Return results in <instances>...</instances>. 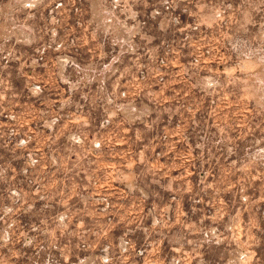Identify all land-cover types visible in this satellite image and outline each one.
Wrapping results in <instances>:
<instances>
[{
	"label": "rangeland",
	"instance_id": "374dc122",
	"mask_svg": "<svg viewBox=\"0 0 264 264\" xmlns=\"http://www.w3.org/2000/svg\"><path fill=\"white\" fill-rule=\"evenodd\" d=\"M131 260L264 264V0H0V264Z\"/></svg>",
	"mask_w": 264,
	"mask_h": 264
},
{
	"label": "built area",
	"instance_id": "2783aa9c",
	"mask_svg": "<svg viewBox=\"0 0 264 264\" xmlns=\"http://www.w3.org/2000/svg\"><path fill=\"white\" fill-rule=\"evenodd\" d=\"M129 93H130V90L128 91ZM137 92V90H135V93ZM124 93H125V90H124ZM135 93H134V95H135ZM121 94V90H120V92H118V91H116V96H119ZM137 97L136 96H132L131 98H130V100H132V101H134L135 99H136ZM118 101H119V99H117V102L116 103H118ZM104 102V100L102 99L101 100V103L102 104H104L103 103ZM103 124V123H102ZM119 143V142H118ZM92 155H93V153H91ZM123 154V153H122ZM115 155H116V157H118L119 155H121V154H117V153H115ZM121 156H123L125 159L126 158H128L127 157V155H125V154H123V155H121ZM84 166V162H82V161H80V162H77V168H81V167H83ZM109 170L110 169H107V168H105L104 170H103V172L104 173H108L109 172ZM80 171H82V173L84 174V175H88V176H91V175H89V173L86 171V169H85V167H84V169L83 170H80ZM91 172V171H90ZM92 173V172H91ZM95 179H94V181H93V184H91L92 185V187H86V186H83V185H81V188L84 190V191H98L99 189L97 188V186H96V184H95ZM119 184V183H118ZM114 190H116V192L117 193H119V195H121L122 194V187H120V186H116L115 187V189ZM113 190V188L112 189H108V192H113L114 191ZM115 192V191H114ZM97 196H100L99 194H97ZM110 202L108 201V199H106V200H104V202L103 203H96V202H94V206H102V205H108ZM146 258H148V255H146V257H144V259H146ZM131 261H133V262H130L129 264H136V261L135 260H131Z\"/></svg>",
	"mask_w": 264,
	"mask_h": 264
}]
</instances>
